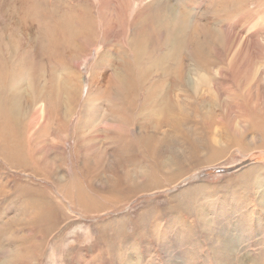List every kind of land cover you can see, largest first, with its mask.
<instances>
[{
	"label": "rangeland",
	"instance_id": "1",
	"mask_svg": "<svg viewBox=\"0 0 264 264\" xmlns=\"http://www.w3.org/2000/svg\"><path fill=\"white\" fill-rule=\"evenodd\" d=\"M0 102V264H264V0H0Z\"/></svg>",
	"mask_w": 264,
	"mask_h": 264
},
{
	"label": "bare ground",
	"instance_id": "2",
	"mask_svg": "<svg viewBox=\"0 0 264 264\" xmlns=\"http://www.w3.org/2000/svg\"><path fill=\"white\" fill-rule=\"evenodd\" d=\"M132 53L134 56L133 63L135 64V67H136V65L144 59L145 52L143 49L133 48ZM158 59H161V58L158 57ZM153 67L157 70L160 69L158 66H153ZM153 67H148L147 70H142L141 68H139L138 69L139 71L137 74V78H138L137 80H138L140 85H145V97H144V103L143 104H145L146 106L150 105L151 110H149V113L152 112V114H154V115H155V113H157L158 115H161V113H163V104L162 103L156 104L157 99L152 97V96H154L153 91L157 85L146 83V80L149 79V78L146 79V77L148 76L147 73H150V71H151V73L154 74V72H156L152 69ZM133 74H134L133 73V67H131V66L125 67V68L113 69L111 72L112 78H114L116 81H122L131 87V89L127 92V94H130V92H133V89L135 88V86H137V85H135V79H134L136 77H134ZM138 82H136V83H138ZM71 84H73V83L69 82V81H65V80L61 79L60 77H59V79H57L54 82L56 92L58 94L62 93L63 94V97H62L63 103H65V105L68 104V110L70 109V106L72 105V103H74V102H70L71 98L73 97V94L75 93V85L74 84L71 85ZM19 94H20V92H19ZM58 96L60 97V95H58ZM134 98H135V96H134ZM132 99H133V96H132ZM10 115H12V114L10 113ZM70 115H72V114L69 113V116ZM11 145L17 147L18 149H21V147H19V145L16 142H11ZM9 153H13V152L9 151ZM45 209H46V207H45Z\"/></svg>",
	"mask_w": 264,
	"mask_h": 264
}]
</instances>
